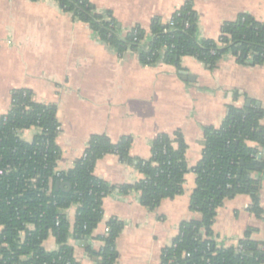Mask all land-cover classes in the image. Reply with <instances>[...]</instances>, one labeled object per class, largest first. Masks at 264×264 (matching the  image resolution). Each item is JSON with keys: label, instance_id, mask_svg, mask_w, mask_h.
Listing matches in <instances>:
<instances>
[{"label": "crops", "instance_id": "crops-1", "mask_svg": "<svg viewBox=\"0 0 264 264\" xmlns=\"http://www.w3.org/2000/svg\"><path fill=\"white\" fill-rule=\"evenodd\" d=\"M188 1L197 15L198 40H216L221 25L242 14L264 25V0H91L98 11H111L124 30H148L155 18L166 23ZM19 89L30 91L36 103L56 108L58 172L73 167L92 135H104L112 143L130 137V157L148 160L152 141L175 132L182 135L192 168L203 150V129L219 128L228 107L242 108L247 98L264 110V66H241L231 56L213 71L190 57L180 60V69L162 63L144 66L133 52L118 57L53 0H0V116L10 110L11 92ZM260 125L264 127V118ZM32 135L30 130L23 136L30 141ZM93 173L114 187L142 179L114 155L97 161ZM195 179L186 174L183 194L163 200L155 211L140 205L137 192L111 193L102 202V221L88 242L91 249L101 250L96 238L115 218L124 225L115 243V264H159L161 250L174 241L180 223L201 218L188 210ZM259 198L260 217L247 211L246 195L225 200L211 228L213 237L234 245L251 229L250 239L264 244V174ZM65 215L72 228L76 206ZM43 248L55 251V239L49 236ZM73 257L78 264H94L84 245L74 244Z\"/></svg>", "mask_w": 264, "mask_h": 264}, {"label": "trees", "instance_id": "trees-1", "mask_svg": "<svg viewBox=\"0 0 264 264\" xmlns=\"http://www.w3.org/2000/svg\"><path fill=\"white\" fill-rule=\"evenodd\" d=\"M53 1L75 21L88 25L118 57L137 53L144 66L162 63L180 69V60L190 57L213 71L227 56L241 66H264V25L246 14L223 23L216 40H198L197 15L189 1L172 14L171 27L155 18L148 30L140 26L124 30L111 11H98L91 0ZM249 101L248 107H228L219 128L203 129V150L192 168L186 163L182 135L175 132L152 141L148 160L130 157V137L112 143L104 135H92L73 167L55 172L60 157L55 144L60 128L55 106L36 103L28 90H13L10 110L0 116V264H78L74 244L84 245L94 264H115L122 222L115 218L107 222V232L96 238L103 245L98 252L88 244L102 221L103 200L115 191L123 195L134 191L142 207L155 211L163 200L183 194L188 173L196 177L188 210L201 218L180 223L174 241L161 250L159 264H264V244L250 239L251 229L238 241L239 252L236 247L217 248L211 230L223 202L238 195L250 198V214L260 217L263 213L259 196L264 174V127L260 125L264 110ZM31 127L40 134L31 143L20 140L17 132ZM107 155L132 166L142 179L114 187L94 176L97 161ZM57 183L69 188L56 191ZM71 206H77L72 228L65 215ZM49 236L57 246L52 252L43 248Z\"/></svg>", "mask_w": 264, "mask_h": 264}, {"label": "built area", "instance_id": "built-area-1", "mask_svg": "<svg viewBox=\"0 0 264 264\" xmlns=\"http://www.w3.org/2000/svg\"><path fill=\"white\" fill-rule=\"evenodd\" d=\"M166 25H168L169 27H171V22H170V19L166 22ZM185 27L187 28L188 27V24H185ZM165 32H167V30H165L164 31V33ZM143 43H144V41H143ZM136 55H137V53H135ZM32 131V133H33V135H32V138H31V140L30 141H26L25 139H24V133L25 132H27V131ZM40 130L38 129V128H35V127H31V128H29V129H27V130H22V131H19V132H17V135H18V138L20 139V140H22V141H24V142H26V143H31L32 142V139H33V137L35 136V135H37V134H40ZM58 132L60 133V128H58ZM58 133V134H59ZM55 172H58V171H56V168H55ZM76 209H77V206H76ZM105 232H107V230H105ZM212 240L215 242V244H216V247L217 248H229V247H236V248H238V252L239 251H241V247H239V245H238V241L240 240H238V241H236L235 242V244L234 245H229V246H226V242L224 241H218L216 238H212ZM71 242V241H70Z\"/></svg>", "mask_w": 264, "mask_h": 264}, {"label": "water", "instance_id": "water-1", "mask_svg": "<svg viewBox=\"0 0 264 264\" xmlns=\"http://www.w3.org/2000/svg\"><path fill=\"white\" fill-rule=\"evenodd\" d=\"M181 74H184V73H181ZM249 105H250V101L248 100V101H246L245 106L248 107ZM256 106L259 107L260 105H259L258 103H256ZM64 187L69 188L68 184H58V183H57V184L55 185V190H56V191H58V190H63Z\"/></svg>", "mask_w": 264, "mask_h": 264}]
</instances>
